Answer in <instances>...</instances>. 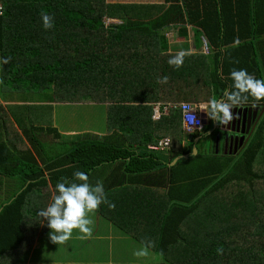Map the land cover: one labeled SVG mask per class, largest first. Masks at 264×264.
I'll list each match as a JSON object with an SVG mask.
<instances>
[{"label":"trees","instance_id":"1","mask_svg":"<svg viewBox=\"0 0 264 264\" xmlns=\"http://www.w3.org/2000/svg\"><path fill=\"white\" fill-rule=\"evenodd\" d=\"M0 5V60L10 57L0 66V96L15 102L0 107V264H15L45 236L38 212L57 181L77 170L101 181L115 204H102L100 217L151 242L165 264H264V113L236 158L217 154L215 136L197 142L181 109L153 118L157 103L222 98L232 69L264 79V0ZM42 11L54 17L51 30ZM186 25L211 53L184 50L177 69L168 60L184 45L172 46L166 31L185 38ZM164 76L168 82L159 83ZM71 103L105 105L106 134L63 142L54 118ZM263 104L250 98L244 106ZM167 139L170 149L150 150Z\"/></svg>","mask_w":264,"mask_h":264},{"label":"clouds","instance_id":"2","mask_svg":"<svg viewBox=\"0 0 264 264\" xmlns=\"http://www.w3.org/2000/svg\"><path fill=\"white\" fill-rule=\"evenodd\" d=\"M0 15H3L2 5H0ZM40 16L43 28L45 30H51L54 27V17L43 11ZM206 45L209 47V53H206ZM205 48L203 53L209 55L211 50L207 40H205ZM187 55V52L180 51L175 56L171 57L168 63L178 69L182 67ZM9 60L10 57L0 60V66L7 64ZM230 79L233 83L229 88L223 91L222 98L217 99L212 97L203 104L193 103L196 106L190 103H182L179 105L186 117V126L189 131L194 134L193 136H196L198 131L201 133L200 136L208 134V132H203L206 129L208 121L202 115L201 111L206 113L207 117L215 121L216 124L221 125H217L218 129L220 127L221 129L222 127L225 129V127L234 120L240 119L238 114H234L233 109L242 108L250 98L256 102L264 101V79L257 78L246 69H232L230 72ZM158 82L166 84L168 82V77L164 76L160 78ZM196 111L201 113L204 120L201 127H196L200 124L196 116L192 114ZM221 129L219 133H227L223 132L225 131L224 129H222L223 131ZM214 132L215 130L212 128L211 135L215 136L216 139V134ZM228 132L231 131L228 130ZM221 141L223 140H220V142ZM247 144L239 148L236 155H233L231 151L230 155L233 156L232 158H236ZM226 148L227 153L223 154V156L231 158L228 147ZM218 152H220L219 146ZM193 153L194 155L196 154L195 149H193ZM176 160H178V158ZM105 203L108 204L110 209L115 208V204L107 200L103 183L97 181L93 184L90 182L88 174L77 170L73 173L71 180L62 177L57 181L54 193L51 197V203L39 210L38 216L41 218L42 222H47L50 241L56 245H62L72 238L73 230H78L79 233L82 234L80 237L81 239L91 238L93 235L92 226L94 223L91 216ZM150 246L151 242L144 244L141 250L137 251L135 255L137 257L148 256ZM217 252L218 254H222L223 249L218 248Z\"/></svg>","mask_w":264,"mask_h":264},{"label":"crops","instance_id":"3","mask_svg":"<svg viewBox=\"0 0 264 264\" xmlns=\"http://www.w3.org/2000/svg\"><path fill=\"white\" fill-rule=\"evenodd\" d=\"M108 1L111 3L156 4V3H162L165 0H108ZM185 28L187 29L186 37L184 38L176 34L178 38L172 39L169 36L170 44L177 43L176 47L179 45H184L181 51L186 50L187 52L193 54L202 53L205 48V40L202 44L200 41H197L194 38L193 26L186 25ZM201 45L202 47L200 48ZM30 102H31V98H26L23 100V103H25V105L29 104ZM12 103L15 102L13 100L4 99L3 96H0V107H2V109L7 108V105ZM89 104H94V103H89ZM67 105L68 104H60L58 106V111L64 112V109L61 108ZM201 112L202 115L205 117V119L208 121L206 127H208L209 130H207L206 132H208V134L211 135V130L212 128L214 129V123L216 122L209 119L206 113H204L203 111ZM85 130L80 133H86ZM215 132L217 134L219 133L218 130H215ZM99 134L105 135L106 130ZM204 137L205 136H203V138ZM230 157L232 158L233 156L230 155ZM99 179L100 176L99 174H97V180ZM91 218L94 221L92 226L93 235L91 238L81 239L80 237L82 234H80L78 230H73L72 238L62 245H56L50 241L48 228L47 230L41 229L44 231L45 236L36 242L37 244H35L31 253H29L30 258L27 261V264H165V262L160 257V255L152 251H149V254L146 257H137L135 253L141 250L143 246L142 244L138 243L135 239H132V237L125 235L113 223L107 221L105 218L100 217V215L97 212L94 213L91 216ZM39 246H41L42 253L38 252ZM49 248L53 249V252H48L47 250ZM47 254H51V255L48 256Z\"/></svg>","mask_w":264,"mask_h":264},{"label":"rangeland","instance_id":"4","mask_svg":"<svg viewBox=\"0 0 264 264\" xmlns=\"http://www.w3.org/2000/svg\"><path fill=\"white\" fill-rule=\"evenodd\" d=\"M176 34L177 33L175 32L166 31V36H168V38L169 36L172 39L178 38ZM176 45L177 43L172 44V46H176ZM174 49L175 48H173L172 52H174ZM5 89H8V87H5ZM2 90L3 89H0V91ZM46 99L48 101H51L52 100L51 95H49V97H47ZM61 109H64V112H61V111L58 112L57 118L56 117L54 118V122L59 128V131L62 134H64L62 138L63 142L71 143L70 137L74 133H76L78 134L77 138H79V136L82 135L80 132L84 131L86 128L87 129L85 130V132L95 133L98 131L97 133H102L103 131H105L107 127L106 125L107 112L105 111L106 109L105 106L102 104H73L71 103ZM207 130H208V127H206V129L203 132H206ZM68 134H71V135H68ZM64 150L66 152L68 151V148L66 147ZM62 151H63V148H58L57 150H54V149L47 150L45 153L48 156V155H54L55 153H61ZM220 153H222L221 150H220ZM32 247L33 246H31V248ZM47 251L53 252V249L49 248ZM38 252H41V246L38 247ZM29 253L31 252L28 251L27 253L23 254L22 257L15 264H27V261L30 258ZM47 255L50 256L51 254H47Z\"/></svg>","mask_w":264,"mask_h":264},{"label":"water","instance_id":"5","mask_svg":"<svg viewBox=\"0 0 264 264\" xmlns=\"http://www.w3.org/2000/svg\"><path fill=\"white\" fill-rule=\"evenodd\" d=\"M233 112L234 114H238L240 119L234 120L231 124L227 126L228 128H231L230 130L231 132H228V130L226 131L227 133L224 134L223 142L225 144L224 145L225 148L228 147L229 153L232 151L233 152L232 154L236 155L237 149L246 145L251 134L256 129L261 117L263 116L262 114L264 113V104L243 106L242 108L233 109ZM216 129H218V127H217V124L215 123L214 130ZM222 129L224 128L222 127ZM218 131L220 132V128L218 129ZM200 135L201 133L200 131H198L196 133V136H200ZM202 138L203 136H200L197 139V142H199ZM219 143H220V138L218 135L216 137L217 154H218ZM195 152L196 154L195 155L193 154V155L197 156L199 153L197 146L195 147ZM190 158H191V155L181 157L172 164V167H175L180 161L189 160Z\"/></svg>","mask_w":264,"mask_h":264},{"label":"built area","instance_id":"6","mask_svg":"<svg viewBox=\"0 0 264 264\" xmlns=\"http://www.w3.org/2000/svg\"><path fill=\"white\" fill-rule=\"evenodd\" d=\"M205 50H206V53H209V47H208V45H206ZM182 103H190V104H193L191 102H178V103L162 102V103L155 104L153 118L156 121L161 120L163 118V116L169 114L172 109H181L179 107V105L182 104ZM193 105L196 106L195 104H193ZM192 114L195 115L196 118H197V120L200 122V124L197 125L196 127H201L203 125V122H204L201 113L199 111H196V112H194ZM184 120H185V128L189 131L188 127L186 126V123L187 122H186L185 115H184ZM170 148H171V140L170 139H167V140L162 141L159 144V146H155V147L151 146L150 147V150L160 151V150H167V149H170Z\"/></svg>","mask_w":264,"mask_h":264},{"label":"flooded vegetation","instance_id":"7","mask_svg":"<svg viewBox=\"0 0 264 264\" xmlns=\"http://www.w3.org/2000/svg\"><path fill=\"white\" fill-rule=\"evenodd\" d=\"M220 129H221V127H220ZM222 130V129H221ZM225 131H223V132H226L227 130H231V128H228V127H225V129H224ZM240 130V129H239ZM219 132V131H218ZM215 134H216V137L219 135V138H220V140H223V137H224V134L225 133H216L215 132ZM237 146H238V144H237ZM219 147H220V150H221V152H222V154H226L227 153V151H226V149L227 148H225V146H224V142L223 141H221L220 142V144H219ZM239 149V148H238ZM238 149H237V152H238ZM229 155H230V153H229Z\"/></svg>","mask_w":264,"mask_h":264}]
</instances>
